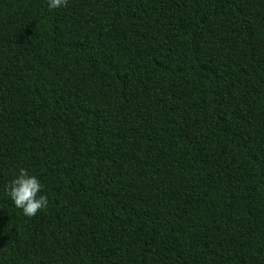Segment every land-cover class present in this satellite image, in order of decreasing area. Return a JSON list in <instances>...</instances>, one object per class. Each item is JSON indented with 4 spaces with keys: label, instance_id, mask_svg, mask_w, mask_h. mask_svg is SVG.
<instances>
[{
    "label": "trees",
    "instance_id": "trees-1",
    "mask_svg": "<svg viewBox=\"0 0 264 264\" xmlns=\"http://www.w3.org/2000/svg\"><path fill=\"white\" fill-rule=\"evenodd\" d=\"M0 264H264V0H0Z\"/></svg>",
    "mask_w": 264,
    "mask_h": 264
},
{
    "label": "clouds",
    "instance_id": "clouds-1",
    "mask_svg": "<svg viewBox=\"0 0 264 264\" xmlns=\"http://www.w3.org/2000/svg\"><path fill=\"white\" fill-rule=\"evenodd\" d=\"M67 4L68 0H47L49 10L66 7ZM4 192L26 217L35 216L48 205L41 180L25 168L17 170L13 179L4 186Z\"/></svg>",
    "mask_w": 264,
    "mask_h": 264
}]
</instances>
